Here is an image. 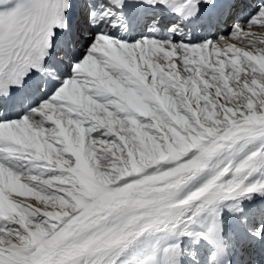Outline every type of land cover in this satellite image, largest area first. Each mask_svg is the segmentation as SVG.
I'll return each instance as SVG.
<instances>
[{
  "label": "snow or ice",
  "instance_id": "6c2138e0",
  "mask_svg": "<svg viewBox=\"0 0 264 264\" xmlns=\"http://www.w3.org/2000/svg\"><path fill=\"white\" fill-rule=\"evenodd\" d=\"M0 264H264V0H0Z\"/></svg>",
  "mask_w": 264,
  "mask_h": 264
},
{
  "label": "bare ground",
  "instance_id": "6f19581e",
  "mask_svg": "<svg viewBox=\"0 0 264 264\" xmlns=\"http://www.w3.org/2000/svg\"><path fill=\"white\" fill-rule=\"evenodd\" d=\"M254 31H256L257 34H260V30L259 29H254Z\"/></svg>",
  "mask_w": 264,
  "mask_h": 264
}]
</instances>
